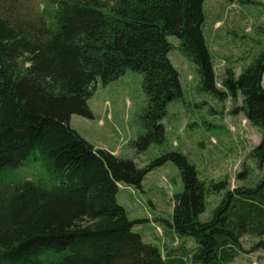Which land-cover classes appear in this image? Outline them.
<instances>
[{"label":"trees","instance_id":"trees-1","mask_svg":"<svg viewBox=\"0 0 264 264\" xmlns=\"http://www.w3.org/2000/svg\"><path fill=\"white\" fill-rule=\"evenodd\" d=\"M204 1L46 0L34 17L0 11V264H233L245 234L264 246V177L255 185L207 186L179 151L141 168L96 148L70 124L74 114L93 118L88 101L98 79L106 85L134 70L147 102L131 145L145 152L163 143L168 105L182 96L169 58L175 36L198 66L203 90L221 100L243 96L248 120L263 130L252 153L263 161L264 51L238 77L227 69L219 88ZM167 161L178 167L183 190L165 222L194 240L191 249L144 242L133 230L141 221L129 219L117 200L119 184L142 188ZM210 191L223 198L203 221Z\"/></svg>","mask_w":264,"mask_h":264},{"label":"rangeland","instance_id":"rangeland-1","mask_svg":"<svg viewBox=\"0 0 264 264\" xmlns=\"http://www.w3.org/2000/svg\"><path fill=\"white\" fill-rule=\"evenodd\" d=\"M45 1L0 0V11L3 13L5 7H9L34 17L41 12ZM254 1L252 4L228 0L203 3V30L219 88L227 69L238 77L264 51V0ZM169 42L172 45L169 58L179 73L182 96L168 105L162 120L163 143H154L145 152H137L131 145L140 133L138 116L147 102L143 76L134 70H127L106 85L98 79L88 101L93 118L74 114L71 126L96 148L134 158L141 168L168 151H179L195 165L199 178L207 186L223 180H227L231 188L255 185L264 177V160L252 155L262 140L263 130L248 120L243 96L221 100L203 90L198 66L182 51L180 40L169 36ZM240 173L245 176L240 178ZM182 190L178 167L167 161L146 175L142 188L119 184L117 200L126 209L129 219L141 221L133 230L142 235L144 242L165 251L166 247L177 249L181 244L191 249L194 240L177 236L165 222L172 220L174 199ZM223 193L208 192L201 220L212 217ZM261 239L245 234L241 239L242 251L233 264H264V246L257 245Z\"/></svg>","mask_w":264,"mask_h":264}]
</instances>
